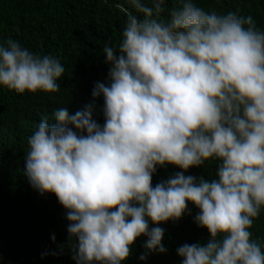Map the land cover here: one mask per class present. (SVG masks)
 <instances>
[{"label": "clouds", "instance_id": "clouds-1", "mask_svg": "<svg viewBox=\"0 0 264 264\" xmlns=\"http://www.w3.org/2000/svg\"><path fill=\"white\" fill-rule=\"evenodd\" d=\"M128 2L142 18L128 12L118 46L105 44L108 82L92 89L103 124L91 105L58 108L28 137L24 176L66 209L76 264H123L142 236L140 260L165 253L159 225L191 215L189 203L209 238L179 246L181 264H264L250 231L264 208V30L197 0ZM64 73L57 58L0 36V87L56 93ZM206 162L214 179L185 175ZM168 165L182 171L153 186Z\"/></svg>", "mask_w": 264, "mask_h": 264}, {"label": "trees", "instance_id": "trees-1", "mask_svg": "<svg viewBox=\"0 0 264 264\" xmlns=\"http://www.w3.org/2000/svg\"><path fill=\"white\" fill-rule=\"evenodd\" d=\"M197 2L206 11L252 16L264 30V0ZM173 6H177L176 0H167V7ZM128 12L142 18L128 0H0L3 40L13 39L33 53L51 55L65 68L56 93L26 91L21 95L0 87V264H76L71 245H67L66 209L54 194L41 195L33 189L23 174L27 139L42 119L53 123L54 112L60 107L74 114L91 105L93 119L103 124V97L93 98L92 89L97 82H108L103 48L106 43L118 46ZM178 171L182 170L173 165L158 168L153 186ZM185 175L214 179L216 163L193 167ZM189 208L191 215L159 225L165 229V253L149 252L140 260L147 252V238L142 236L131 246V255L123 264H181L179 246L209 238L207 229L194 223L199 209L191 203ZM250 231L253 239L264 244V208Z\"/></svg>", "mask_w": 264, "mask_h": 264}]
</instances>
